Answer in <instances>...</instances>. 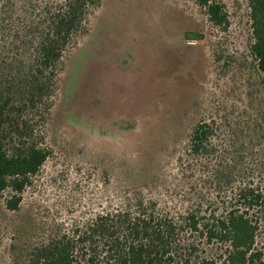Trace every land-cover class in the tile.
Here are the masks:
<instances>
[{"label":"rangeland","instance_id":"1","mask_svg":"<svg viewBox=\"0 0 264 264\" xmlns=\"http://www.w3.org/2000/svg\"><path fill=\"white\" fill-rule=\"evenodd\" d=\"M218 1L220 27L192 0H100L59 76L46 125L51 154L19 212L5 208L8 194L0 198V264H11L20 216L33 219L31 228L45 222L71 233L81 212L104 210L122 189L181 208L189 182L176 162L195 120L220 122L264 100L248 57L247 0ZM18 4L0 0L15 24ZM4 34L1 27L0 44Z\"/></svg>","mask_w":264,"mask_h":264},{"label":"trees","instance_id":"2","mask_svg":"<svg viewBox=\"0 0 264 264\" xmlns=\"http://www.w3.org/2000/svg\"><path fill=\"white\" fill-rule=\"evenodd\" d=\"M192 1L212 25H226L218 0ZM18 3L17 24L15 13L0 10V198L8 194L5 208L19 212L21 194L51 154L46 125L66 54L100 0ZM247 7L248 57L264 95V0ZM176 170L189 182L181 208L122 189L104 210L81 212L71 233L45 222L31 228L33 219L20 216L11 264H264V100L220 122L195 120Z\"/></svg>","mask_w":264,"mask_h":264}]
</instances>
